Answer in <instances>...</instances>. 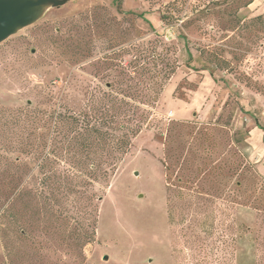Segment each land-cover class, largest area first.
<instances>
[{
    "label": "rangeland",
    "instance_id": "374dc122",
    "mask_svg": "<svg viewBox=\"0 0 264 264\" xmlns=\"http://www.w3.org/2000/svg\"><path fill=\"white\" fill-rule=\"evenodd\" d=\"M153 50L159 67H178L151 126L96 185L93 240L79 239L88 215L71 213L65 228L18 195L36 172L1 138L0 264H264V0L50 5L0 42V112L81 100L70 83L114 80L115 65Z\"/></svg>",
    "mask_w": 264,
    "mask_h": 264
},
{
    "label": "trees",
    "instance_id": "16d2710c",
    "mask_svg": "<svg viewBox=\"0 0 264 264\" xmlns=\"http://www.w3.org/2000/svg\"><path fill=\"white\" fill-rule=\"evenodd\" d=\"M136 15L143 17L144 14ZM182 37L186 46L187 37ZM186 50L189 58L192 57L191 51ZM162 61L161 53L156 50L149 54L139 51L129 65H115L120 70L114 80L93 85L84 81L70 83L67 95H80L81 100L55 102L45 110L28 104L0 112V126L7 130L5 135L0 134L2 145L29 157L37 174L32 186L22 187L18 195L36 198L40 202L37 212L55 215L60 221L58 226L67 228L71 213L88 215L90 231L79 237L81 243L95 236L100 198L96 185L109 184L129 152L132 138L151 126V120L155 119L153 109L178 67L176 59H167L159 67ZM98 73L99 70L94 76ZM149 92L151 95L145 96ZM19 158L20 155L13 160L19 161ZM75 225V230L80 232L82 222L76 221ZM19 231L23 233L25 228L21 226Z\"/></svg>",
    "mask_w": 264,
    "mask_h": 264
},
{
    "label": "water",
    "instance_id": "95a60500",
    "mask_svg": "<svg viewBox=\"0 0 264 264\" xmlns=\"http://www.w3.org/2000/svg\"><path fill=\"white\" fill-rule=\"evenodd\" d=\"M68 0H0V42L18 29L35 22L50 5L61 6ZM106 258V257H105Z\"/></svg>",
    "mask_w": 264,
    "mask_h": 264
},
{
    "label": "crops",
    "instance_id": "0c3cea01",
    "mask_svg": "<svg viewBox=\"0 0 264 264\" xmlns=\"http://www.w3.org/2000/svg\"><path fill=\"white\" fill-rule=\"evenodd\" d=\"M260 128V127H259ZM263 141H264V139H263Z\"/></svg>",
    "mask_w": 264,
    "mask_h": 264
}]
</instances>
